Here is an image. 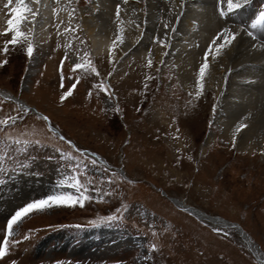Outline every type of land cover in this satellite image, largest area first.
<instances>
[{
    "label": "rangeland",
    "instance_id": "1",
    "mask_svg": "<svg viewBox=\"0 0 264 264\" xmlns=\"http://www.w3.org/2000/svg\"><path fill=\"white\" fill-rule=\"evenodd\" d=\"M92 1L66 0L76 22L48 16L38 43L0 24V91L30 106L0 95V264H259L238 230L170 199L240 223L264 255V151L239 150L220 128L223 96L241 99L258 83L246 74H264L250 3L211 0L217 27L204 32L190 12L210 0H140L157 23L154 34L141 26L148 48L95 55L73 14ZM242 35L258 50L238 62ZM190 50L194 86L176 58Z\"/></svg>",
    "mask_w": 264,
    "mask_h": 264
},
{
    "label": "bare ground",
    "instance_id": "2",
    "mask_svg": "<svg viewBox=\"0 0 264 264\" xmlns=\"http://www.w3.org/2000/svg\"><path fill=\"white\" fill-rule=\"evenodd\" d=\"M25 1L27 2V4L29 3L31 5V9L29 8L30 11L28 10V13L25 12L26 15H22L19 10V6L25 7V4L24 6L23 3H21L19 0H0V24L6 28H9L7 29L9 33L14 30H26V37H31L32 34H30V30H35L40 34V38L42 40L46 39V37L50 34L51 27H49L50 22L48 16H59L60 22L63 21L62 18L64 20L69 19V21L66 20L67 23L65 24L72 23L73 25V22H76L77 17L75 21H72V18H68V15L64 12L68 10H65L66 6L64 4L68 3L66 2V0ZM53 1H55V3H53ZM134 1L135 2L122 3L124 1L120 2L118 0H94V2L92 1L93 5L91 7V10L86 7H80L79 12L74 11L73 14L79 15L78 19L80 20V24H78L85 31L86 36L91 39L93 47L92 51L95 55L107 53L110 51L109 49H112V51L113 49L115 51L117 49L127 53L128 50L133 46V44L138 40H140V46H144V48L146 49L148 48V46H146L147 39H149L148 36H145L142 40L140 39L141 26H144V24H146V30L153 33L157 30V23L149 20L147 21V23L144 22L143 12L140 9L141 5L138 3V1L140 0ZM234 1L236 3H239L243 0ZM158 2L162 3V0H148L149 8L151 6L153 7V5ZM202 2L203 0H198L199 4H201ZM118 3L120 5L117 7L116 4ZM51 4H53V8L51 7L52 9L49 8ZM70 4L71 2L69 1L67 6H69ZM74 5L75 4L73 2L72 6ZM211 6L212 2L210 0V2L208 3L205 2L204 8L206 10L203 13L196 10L190 12L192 13L193 18L196 20H200V22H203L204 18H206L207 28L204 30V32L207 30L213 31L214 29L212 28L217 27V23L214 20ZM64 28H66V26H64ZM243 34L250 35L247 31H244ZM247 37L245 35H242L239 38L241 48L238 50V62L242 60L243 56L251 55L258 50L257 47L246 50V47L248 49L249 46L247 43ZM35 38H37V36H35ZM243 45L245 46V48L242 50ZM152 47L153 48L151 51L150 60L159 61L162 57V51L155 45ZM149 48L151 49V47ZM146 49L145 51H147ZM196 54V51L190 50L185 53L184 56L182 54L176 57L177 61L180 63V78L184 84H187L189 86H194L195 80L193 78V75L191 74V71L187 67L194 64ZM262 54L264 55V51L262 52ZM262 68H264V65L261 66V70ZM256 74L257 75L246 74L249 77L254 76V81L258 82L257 85L256 83H250V86L247 84V89H249L248 91H251V93L239 92L236 97H241V99L238 98L239 100L237 101L234 99L231 102H228L226 100L231 94H229L227 97L226 95H224L221 101L223 112L228 111L229 114L227 116L228 119L220 124L222 134L226 136L227 139H230L231 142L234 141L237 144V148L239 150H248L249 152H251L253 149L264 151V74H260L258 72ZM234 78H236V76H234ZM236 81L238 82L241 80L237 79ZM0 95L8 99H11L12 97L18 98L17 96L4 91H0ZM21 102H19V104H22L23 106L28 105L27 102L23 99ZM260 134L261 136H263L261 137V139ZM210 137L211 136H206V142L203 143L204 147H206L207 142L211 140ZM170 199L179 208L196 215L203 221L209 222L219 227H230L238 230L250 251L257 255V258L261 261V264H264V255L261 254V249L240 223L230 221L222 216L208 214L207 212L202 211L197 207L191 206L185 201L180 200L176 197H171ZM106 234L107 232H103V237L106 236ZM132 239L133 241L135 240V242L138 241L134 238Z\"/></svg>",
    "mask_w": 264,
    "mask_h": 264
},
{
    "label": "water",
    "instance_id": "3",
    "mask_svg": "<svg viewBox=\"0 0 264 264\" xmlns=\"http://www.w3.org/2000/svg\"><path fill=\"white\" fill-rule=\"evenodd\" d=\"M257 257V255H255ZM259 260V259H258ZM260 261V260H259ZM261 262V261H260Z\"/></svg>",
    "mask_w": 264,
    "mask_h": 264
}]
</instances>
